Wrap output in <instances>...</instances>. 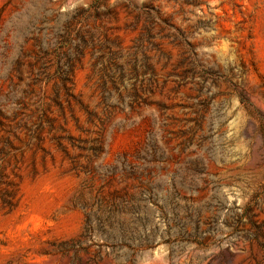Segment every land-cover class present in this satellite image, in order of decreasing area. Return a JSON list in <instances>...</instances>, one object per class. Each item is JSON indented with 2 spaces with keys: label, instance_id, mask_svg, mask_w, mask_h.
<instances>
[{
  "label": "rangeland",
  "instance_id": "1",
  "mask_svg": "<svg viewBox=\"0 0 264 264\" xmlns=\"http://www.w3.org/2000/svg\"><path fill=\"white\" fill-rule=\"evenodd\" d=\"M0 264H264V0H0Z\"/></svg>",
  "mask_w": 264,
  "mask_h": 264
}]
</instances>
